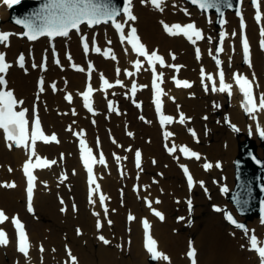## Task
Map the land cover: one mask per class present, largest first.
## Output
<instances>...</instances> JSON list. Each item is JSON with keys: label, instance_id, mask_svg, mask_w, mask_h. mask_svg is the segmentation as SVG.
<instances>
[{"label": "bare ground", "instance_id": "6f19581e", "mask_svg": "<svg viewBox=\"0 0 264 264\" xmlns=\"http://www.w3.org/2000/svg\"><path fill=\"white\" fill-rule=\"evenodd\" d=\"M38 1L34 0L10 9L3 0H0V32H11L10 46L0 44V49L7 51L10 62L15 61L23 51L29 53L36 47L38 48L36 52L41 51L40 49L43 53L45 50L49 51L47 70H32L27 76L23 70L12 64L5 75L10 79V87L16 91L19 100L23 101V104H19L20 107L31 109L35 101L32 94L41 95L42 123L47 125L49 133L54 131L59 134V142L43 144L37 141L36 154L42 159L56 160L57 163L47 168L35 169L37 179L31 202L33 210L30 212L23 172V162L29 151L24 147L14 146L13 143L11 148L7 147L4 133L0 129V207L5 209L9 217L8 221L0 223V227L6 229L9 241L7 245H0V264H72L69 250L71 255L76 257V264H191V258L187 256L189 242L196 249V264H260L258 254L250 248L247 236L249 233L256 235L258 244L264 246L262 222L264 216H259L261 209L254 203L260 199L264 201V194L259 188L253 200H246L244 203V199H238L239 203H244L242 208L254 210L252 220L244 219L236 206L227 200L226 194L227 188L229 191L233 190L240 172L249 174L257 164H264V136L260 135L264 130V110L251 114L246 112L243 94L233 79L235 72H246L252 80L254 78L253 91L257 95V103L259 102L260 94L264 93V49H261L260 58L258 38L261 35L253 17L254 5L251 0H243V20L248 17L247 33L252 44L249 57L251 66L248 61L242 59L244 56L237 13H229L228 20L224 18L222 21L216 12L207 14L214 16L216 23H219L217 27H226L223 30L227 34L223 44L224 51L216 53L215 49L219 46L222 31L202 30L204 39L193 44L183 35L173 36L162 30L161 22L172 25L177 23L175 22L177 19L182 20V24L194 23L198 29L201 26L210 30V21L193 7L191 11L186 3L178 6L171 0H162L161 10L150 2L149 5L143 6L141 0H132V12L137 19L128 21L125 36L131 24H134L149 53L157 51L165 61L163 66L157 62L156 70L162 73L161 80L166 88L164 116L173 115L174 120L171 123H164L163 126L155 121L156 112L150 85L151 66L145 62L137 71L132 64L135 54L131 45L126 41L121 42L117 32L108 24L91 30L85 24L80 27V31L89 34L90 39L99 36L101 52L97 53L92 48L88 55L96 67L93 71L95 86L97 88L100 86L98 80L100 75L110 81L124 79L121 87L115 86L110 90L98 89L92 94L90 102L94 105L95 115H91L85 107L84 98L78 96L86 82L88 66L87 55L84 54L81 42L79 48L75 31L71 30L67 37L46 36L32 41L22 35L26 32H22L24 26L16 23L20 16L23 19L37 14L48 16L50 9L46 10L37 5ZM114 1L116 0H111V4ZM260 3L264 27V0H260ZM220 5L224 6L225 0H220ZM185 13H188L187 17L183 15ZM117 20L124 22L126 16H118ZM233 29L237 30L235 36L232 35ZM19 32L22 33L18 36ZM109 38L114 40L112 46L106 43ZM53 42L61 52L63 68H59L52 61ZM234 47L238 51H233ZM197 48L200 49L199 59L194 58ZM66 49L72 54L70 60L66 57ZM108 49H111V53L106 56L104 53ZM125 49L128 50L127 53ZM112 55H115L116 59H112ZM217 55L224 61L225 82L233 85L231 95L227 92L211 91L212 81L207 79L208 75L214 78L217 88L219 87ZM173 56L185 62V66L180 69V75L192 80L190 88H175L171 85L170 76L174 70L169 65L175 60ZM31 58L33 57L28 60L29 66L35 62ZM40 58L37 53L36 61L39 63ZM127 67L133 70L129 78L123 73ZM201 69L205 74L202 75ZM37 76L46 78L43 91L36 86ZM133 83L136 84L134 94L131 91ZM52 84H58L60 91L55 93L48 90ZM205 84L208 85L207 91ZM195 86H198L197 90H193ZM70 92L74 95L71 105L75 106V113L69 111V104L62 97L63 93ZM132 96L135 100L131 103ZM109 101L112 102V109L109 108ZM216 110L222 115H227L231 126L222 122L218 125L213 123ZM179 111L183 113L185 120L189 121L188 126L180 123ZM142 118H149L153 125L145 123ZM197 129L199 133H196ZM75 130L79 133L84 132L93 151L97 153L102 151L106 154L104 164L99 163V159L95 160L94 170L98 176L95 181L104 190L107 214L96 191H90L95 187L88 186L81 148L78 146L79 139L72 133ZM168 132L173 135L166 138L165 134ZM210 138L213 139L212 145L209 143ZM98 140H101L100 144ZM163 142L174 144L177 150L172 154L161 150L160 145ZM184 146L199 153L201 159L184 156L179 151ZM198 146L201 149L194 150ZM244 146L250 151L249 159L244 158L246 155L243 156ZM137 150L141 153L139 168L135 162ZM114 152L115 157L112 156ZM252 154L255 157H252ZM153 157L158 160H152ZM237 160L242 161L243 166H236L234 162ZM205 163L213 166L205 169ZM217 164L220 166L216 167ZM181 165L188 167L195 176L191 188L186 181L178 182L182 175ZM120 167L123 168V174L118 172ZM64 170L67 175L62 179L60 173ZM156 170L159 175H152ZM1 180L15 183L16 186L4 187ZM211 181L212 188L208 189ZM135 186L138 188L135 189ZM89 193L92 194L91 201ZM147 199L151 201L153 208L164 212L163 222L151 215V208L146 204ZM156 199L159 203H156ZM189 200L195 207V214L197 210L202 211L199 205H206L207 200L212 201L209 208H203L208 211L205 212L206 215L195 221L187 214L190 210H185L186 205L189 206ZM238 202L235 200V203ZM62 208L64 211H61ZM216 208L221 211H216ZM128 211L135 219H128ZM176 211L174 216L170 215ZM226 214H231L237 224L245 225L249 230L248 234L230 228L229 226L236 225L226 219ZM16 215L30 237L28 256L19 252L17 248L16 228L11 223V217ZM28 217H32L35 222L28 223ZM180 217L184 219H178ZM143 218H147L151 226L149 232L156 241L157 251L167 256V260L162 258L151 260L152 256L145 247ZM98 220L103 225L100 229L96 227ZM108 220L112 221L111 225L107 223ZM188 221L190 223H187ZM30 223L32 227L29 228ZM101 235L110 243L104 244L98 238ZM41 245L43 251L39 249Z\"/></svg>", "mask_w": 264, "mask_h": 264}, {"label": "snow or ice", "instance_id": "6c2138e0", "mask_svg": "<svg viewBox=\"0 0 264 264\" xmlns=\"http://www.w3.org/2000/svg\"><path fill=\"white\" fill-rule=\"evenodd\" d=\"M150 2L155 8L161 9L162 0H141V3H148ZM193 4H198L201 9H207L211 7H216L217 11H219V3L220 0H191ZM253 4L256 7L255 12V20L257 22L261 21V11H260V3L258 0H252ZM3 3L7 6L11 7L13 4L18 3V0H3ZM132 0H126L125 7L121 9H117L113 6H111V0H49V3L44 6V8L50 9L48 16H41V15H35L34 17L27 18V19H18L16 21L17 24H21L24 26V28L27 29L26 32L22 33V35L26 36L29 40H36L40 36H48V37H57V36H63L67 37L69 35L70 30H76L77 32L80 31V26L82 24H86L89 27H94L96 25H99L101 23H109L114 26V28L117 30V32L120 35L121 42H127V44L131 45V49L133 52H135L138 56L144 57L147 60V63L151 66V71L153 73V80H152V86L155 89V103L157 111L159 112L161 109V94L162 89L160 88L157 81H160L162 79V73L156 74V63L158 62L161 66L165 64L164 58L160 55H158L157 51H149L146 49L145 45L140 42V38L137 36V29L135 27H130L128 35L125 36V27L128 21H135L137 17L132 12ZM228 7H231L232 5L230 3L227 4ZM162 10V9H161ZM121 12L124 16H126V20L124 22H120L117 20V17L121 15ZM237 15H240L239 12H237ZM38 21H43L42 23H38ZM164 30L173 36L176 35H183L186 37L189 41H191L193 44H195L197 41L204 39L202 30L198 29L197 26L194 23H187V24H166L163 23ZM240 27L243 30L245 28L243 17L241 16V23ZM10 33L8 32H0V44H6V42L9 40ZM225 32H221L219 36V46L216 47L215 52L221 53L224 51L223 44L226 37ZM233 36L236 35L235 32L232 33ZM260 35L261 37H264V27H261L260 29ZM83 41V50L85 53L89 51V42L87 36L81 37ZM93 45L95 44V37L92 38ZM211 39V38H209ZM110 44L111 41H108ZM260 46L264 48V39H261ZM242 50H243V56L246 61L249 62V66H251L250 62V46L248 39L245 36L242 37ZM94 51L97 53L101 52L100 47H94ZM127 49H125V53H127ZM111 53V49H108L104 54L108 56ZM211 55V52H210ZM196 57L199 59L200 57V49H196ZM112 59H116L114 55L111 56ZM175 59V56L172 57ZM68 59H71V56L69 55ZM46 61V57H45ZM59 63V61H56ZM18 63L20 67L24 66L25 63V56L23 54H20L18 57ZM222 62L219 59H216V64L219 66ZM10 64L6 62L5 54L3 52H0V86H4L7 84V81L5 80V76L3 74L7 73L8 69L10 68ZM73 67H76V65H72ZM135 69L139 71L142 67L141 60L137 59L134 63ZM33 67H36L34 64ZM42 68H46V63L41 64ZM169 67L175 68L177 71H179V68L181 66L179 65H169ZM89 68H91V65H89ZM80 71H84V69H80ZM120 70L117 69V74H119ZM201 73L203 75V69H201ZM128 76H131V72L126 73ZM219 76V87L216 86V81L211 75L207 76V79L209 81H212V87L211 91L216 92H227L229 95H231V90L233 85L230 83L225 82V75L224 71L222 69L218 72ZM101 79L103 80L104 88H111L113 85L109 83L107 79H104L103 76H101ZM175 79V77H174ZM233 79L235 81V85L238 87L239 91L243 94L244 97V108L245 111L248 113H255L258 110H264V93L260 94L259 96V102L257 103L256 96L253 91V80H250L247 76H244L242 74H233ZM117 85H121V81L117 79L115 81ZM175 83L177 87H184V88H190L191 84L187 80H179L175 79ZM40 84L43 85V79L40 80ZM205 91L208 90V85L205 84ZM52 88L55 90L56 85L52 84ZM40 91H43V87H41ZM93 88L91 85H88L87 90L82 93L84 101H85V107L88 108L89 111H92V105L90 102V97L93 93ZM132 93L134 94L136 92V84H132L131 88ZM68 101L72 100L71 94L67 95L65 97ZM109 108L112 109L113 105L112 102L109 101ZM19 104H23L22 100H17V98L14 96L13 92L11 90H0V129L3 130V132L6 135V139L8 141H11L14 143L17 147H24L25 149H29V155L26 162L23 164V172L24 175L27 178V199H28V210L31 212L32 209V198H33V188H34V182L36 177L33 175V170L37 168H47L57 163L56 160H47L42 159L40 156L36 154V143L37 141H43V142H58L56 135L53 133L52 135H45V133L41 129V123L38 116L34 118L33 126L31 133H29L28 128V120L25 118V111L26 110H20L17 111V106ZM206 119V117H205ZM173 118L171 116H162L161 123H171ZM180 123H184L185 117L183 113L180 114L179 117ZM235 127V126H233ZM129 135H132V133H128ZM77 135H81V133H77ZM173 135L172 133L168 132L165 134L166 138ZM193 135L195 133L193 132ZM261 136H264V130L260 132ZM81 144V156L84 160V165L87 168L88 171V183L89 185H95L94 189H91V192H94L99 189V185L96 184L95 177L93 176V162L94 157L92 154V149L87 148L85 146V142L83 140L80 141ZM12 144H9V147H12ZM169 152H175L176 146L173 144L171 148L168 149ZM181 153H183L184 156L195 158L196 160L201 159L199 153L190 150L188 147L184 146L179 149ZM33 158H35V162H33ZM119 159V157H117ZM140 161H141V153L139 150L135 152V162L137 168L140 167ZM99 163L104 164V156L101 153L99 157ZM213 165L210 163H205L204 168L209 169ZM220 165L217 164L216 167H219ZM181 167L184 170V173L187 175V183L189 188L193 185V177L191 174H189L188 168L185 165H181ZM11 171V169H9ZM203 184V182H200ZM4 186L8 188H14L16 185L15 183H7ZM91 201V195L89 197ZM99 200L101 204H103L105 197L104 195H100ZM148 206L151 208V201H148ZM156 203H159V201H156ZM189 210H191V200L188 201ZM216 211H221L219 208L215 209ZM61 211H64L62 208ZM105 214H107V209L105 208ZM153 212L156 216H158L161 220L164 219L163 214L159 211H156L153 209ZM95 215H99V213H94ZM129 220L135 219L133 216H128ZM180 220H183V217L178 218ZM226 219L231 222L232 224L236 225L238 228L244 229L245 233L248 234L249 230L244 227L243 224H237V221L233 219L231 214H226ZM9 217L5 214V212L0 209V223H3L5 221H8ZM264 222V221H262ZM11 223L16 228V233L18 237V250L19 252L23 253L25 256H28L30 243L29 238L27 236V233L25 232L24 225L21 223L20 219L17 217L11 218ZM107 223L109 225L112 224L111 220H108ZM103 225L98 220L96 227L97 229H100ZM143 227L145 230V247L147 248V251L152 254L153 258H162L164 260H167L168 257L163 255L162 253L158 252L156 250V241L152 238V236L149 234V228L150 225L147 220L143 221ZM77 233L79 234V229L77 230ZM104 244H109V240H107L103 235L98 237ZM8 237L7 233L0 229V245H7L8 244ZM249 244L250 248L254 250L259 257L260 264H264V246H259L258 240L256 235L252 234L249 236ZM243 247V245H242ZM40 250L43 251V246H40ZM69 256L71 257L72 264H76V257L71 255V252L69 250ZM187 256L191 258V264H196V249L192 247L191 242H189V248L187 251Z\"/></svg>", "mask_w": 264, "mask_h": 264}, {"label": "water", "instance_id": "95a60500", "mask_svg": "<svg viewBox=\"0 0 264 264\" xmlns=\"http://www.w3.org/2000/svg\"><path fill=\"white\" fill-rule=\"evenodd\" d=\"M41 3L47 4L49 2V0H40ZM122 0L119 1H114L112 2L111 6L120 9V4H121ZM191 2V0H189ZM192 3V2H191ZM230 3L232 6L228 7L227 4ZM193 4V3H192ZM197 5L199 7L198 4H194ZM239 0H225V5L221 6L219 3V11H217L216 7H211V8H207V9H202L205 10L207 13L210 12H216L219 19L222 21L225 17V13L228 9L232 10V11H236L239 8ZM18 8V7H17ZM246 155V156H244ZM243 156L245 159H249L251 154L249 149L244 146L243 147ZM255 157L254 154H252V157ZM238 167L243 166L242 161L239 160V162H237ZM257 166V167H256ZM254 168V170L249 173V174H245L244 172H240L239 175H237V185L235 188V193L233 191V195L230 196L231 200H233L235 202V200H237L239 198H242V200L244 199V203L246 202V200H253L254 197L257 195V190L260 188L261 189V193L264 194V164H257ZM244 203H236V205L238 206L240 212L249 215V216H253V209L247 210L245 208H242V205ZM254 203L256 205H258V208L262 210L263 208V201L262 199L258 200V201H254ZM260 213V212H259Z\"/></svg>", "mask_w": 264, "mask_h": 264}, {"label": "rangeland", "instance_id": "374dc122", "mask_svg": "<svg viewBox=\"0 0 264 264\" xmlns=\"http://www.w3.org/2000/svg\"><path fill=\"white\" fill-rule=\"evenodd\" d=\"M174 4H176V5H178V6H181V4H185L190 10H191V6H190V4H188V2L186 1V0H171ZM139 2V1H138ZM242 4H243V1H242ZM143 6H147V5H149V3H143L142 4ZM242 8H243V5L241 6ZM195 10H196V12H198V13H202L203 14V16L205 17V18H207L209 21H210V23H211V29L210 30H206L205 28H203V27H199L200 28V30H204V31H208V32H216V31H223L226 27L225 26H223V27H221V28H219V27H217L216 26V19L214 18V16H208L206 13H204V12H201L198 8H195V7H193ZM192 11V10H191ZM195 12V11H194ZM229 13H230V11L226 14V19L228 20V15H229ZM184 16H188V13H185V14H183ZM249 17H250V15H249ZM247 19H248V17H246ZM23 19V18H22ZM175 22H182V20H180V19H177ZM101 24H105V23H101ZM108 25H110V27L112 28V24H111V22H109V23H107ZM90 30L91 29H94V28H97V27H99V26H94V27H89V26H87ZM161 28H162V30H164V28L162 27V25H161ZM233 28H235V27H233ZM237 28V27H236ZM24 30H22V32H23ZM165 31V30H164ZM236 29H233L232 30V33L233 32H235L236 33ZM255 31H256V29H255ZM22 32H19L18 33V36H19V34L20 33H22ZM80 35H86V36H89L87 33L85 34H82V32L81 31H79L78 33H76V37L78 38V40L80 39ZM109 37H112V36H109ZM108 38V37H107ZM112 39V38H111ZM110 40V39H109ZM107 42V41H106ZM53 43H55V42H53ZM109 45V44H108ZM78 46H79V48H80V42L78 43ZM38 48L36 47V49L35 50H37ZM40 49V48H39ZM214 49H215V46H214ZM41 51H39V52H37V53H39V54H47L46 52H48L49 53V51H47V50H45L46 52L45 53H42L43 51H42V49H40ZM67 51H65V54L67 55ZM48 55V54H47ZM261 56H262V54L260 53L259 54V57L261 58ZM194 58H196V56H194ZM69 60V59H68ZM175 62H179V63H183L182 62V60H180V59H175ZM28 76V75H27ZM35 80H36V78H35ZM34 84H35V82H34ZM33 86H35V85H33ZM198 89V86L196 87H193V90H197ZM33 99V98H32ZM34 100H35V98H34ZM134 100H135V97H130V102L132 103V102H134ZM40 102V101H39ZM141 105H142V103L140 104V108H141ZM220 116H222V119H220ZM227 115L225 114V115H222L218 110H216L215 111V115H214V119H213V123L215 124V125H218V124H220V122H222L223 124H227V122L225 121V119H227V117H226ZM144 121H145V123H147V124H150V125H153V124H151V122H150V119L149 118H142ZM185 124L184 125H189L190 123L188 122V121H185L184 122ZM228 125V124H227ZM196 133H199V129H197L196 130ZM196 137H197V134H196ZM197 140H198V138H197ZM200 142V144H202V142L201 141H199ZM212 142H213V139H211L210 138V142L209 143H211L210 145H212ZM160 147H161V150H163V143H162V145H160ZM201 149V147H195L194 148V150H196V151H199ZM164 151V150H163ZM152 160H155V161H157L158 159L157 158H155V157H153L152 158ZM152 175H155V176H158L159 175V172L157 173V170H156V172L155 173H153ZM175 178V177H174ZM183 179V176L181 175V177H180V179H178V182H181V181H183L184 182V179ZM177 182V183H178ZM213 182L211 181L209 184H208V189H210V187L212 188V184ZM5 184H7V182H3V185H5ZM6 187V186H5ZM210 192L213 194V192H212V190H210ZM229 193H230V191H229V189L227 188L226 189V194H227V200H228V195H229ZM198 194H200V192H198ZM212 200H207V202H206V205H204V204H201V205H199V206H201L202 208V211L201 212H199L198 210H197V212H196V214H195V207H193L192 205H191V210L187 213L188 214V216H190L193 220H197V219H199V217H201V216H204V215H206L205 214V212H208L207 210H205V209H203V208H209L210 207V205H209V203L211 202ZM198 206V204L196 205V208H198L199 207ZM128 209V208H127ZM185 210H189V206H187L186 205V207H185ZM209 210V209H208ZM129 212V211H128ZM177 213V211L176 212H174V213H170V215H172V216H174L175 214ZM199 213H202V214H199ZM197 215H199V216H197ZM222 219H224V216H222ZM251 220V219H250ZM27 222L29 223V222H35V220L32 218H29V219H27ZM187 223H190V221H188ZM29 226V228L30 227H32V223H30V224H28ZM230 228H234V227H231V226H229ZM188 228V227H187ZM235 229V228H234ZM237 230V229H236ZM240 231H244L243 229H240ZM252 233H249L248 235H251ZM247 241H249V236H247ZM244 244H243V247L242 248H244Z\"/></svg>", "mask_w": 264, "mask_h": 264}]
</instances>
